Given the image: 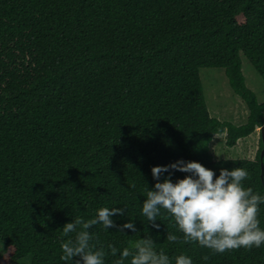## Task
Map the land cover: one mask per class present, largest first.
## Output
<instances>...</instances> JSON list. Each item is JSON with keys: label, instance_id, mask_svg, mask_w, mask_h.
I'll list each match as a JSON object with an SVG mask.
<instances>
[{"label": "trees", "instance_id": "trees-1", "mask_svg": "<svg viewBox=\"0 0 264 264\" xmlns=\"http://www.w3.org/2000/svg\"><path fill=\"white\" fill-rule=\"evenodd\" d=\"M240 53L264 82V0H0L1 264H76L61 259L62 242L76 235L62 228L103 207L126 208L112 219L136 228L90 230L104 264L120 260L109 245L122 251L146 237L171 264L181 254L193 264H264V245L216 254L184 243L165 210L159 230L142 214L147 189L190 175L157 181L151 169L180 160L216 177L246 169L244 187L264 195L261 136L253 160L210 152L224 129L228 147L264 131V102L245 85ZM200 68L224 70L248 109L245 123L210 116ZM258 219L264 229V204Z\"/></svg>", "mask_w": 264, "mask_h": 264}, {"label": "clouds", "instance_id": "clouds-1", "mask_svg": "<svg viewBox=\"0 0 264 264\" xmlns=\"http://www.w3.org/2000/svg\"><path fill=\"white\" fill-rule=\"evenodd\" d=\"M217 132L216 136L226 135ZM179 171L189 173L175 183L171 175L154 185V190L147 189V199L142 206V214L153 228L159 230L156 223L161 210H165L175 221L183 234L184 243H198L216 254L240 248H259L264 245V229L260 227L258 219L260 205L264 204V195L256 193L251 187L245 188L243 181L249 178L246 169L235 168L231 171L221 169L216 177L214 171L205 168L198 162L183 160L166 167L151 169L154 180L159 181L164 173ZM126 208L103 207L98 210L96 218L84 220L76 218L62 228L65 236L75 233V238L62 242V260L69 261L76 257L80 259L76 264H104L105 250H94L91 244L93 236L91 229L102 224L105 230L118 228L136 231L132 222L117 226L112 217L123 216ZM177 235L167 233L168 242H177ZM112 256L119 252L120 260L116 264H124L131 257V264H171L169 256L163 250L157 252L155 243L150 237L137 240L130 248L118 250L108 246ZM203 259L206 261L207 256ZM175 264H193L190 257L179 255Z\"/></svg>", "mask_w": 264, "mask_h": 264}, {"label": "rangeland", "instance_id": "rangeland-1", "mask_svg": "<svg viewBox=\"0 0 264 264\" xmlns=\"http://www.w3.org/2000/svg\"><path fill=\"white\" fill-rule=\"evenodd\" d=\"M241 71L246 87L252 91L258 102H264V82L254 70L248 59L239 54ZM199 77L202 94L210 116L235 125L246 122L248 109L241 98L235 95L228 84L224 70L221 68H200ZM261 136L260 127L254 133L241 138L237 143L228 147L225 135L213 136L210 142V152L214 160L221 159H254L259 148ZM3 258V246L0 243V264ZM30 259H22L17 264H29Z\"/></svg>", "mask_w": 264, "mask_h": 264}, {"label": "water", "instance_id": "water-1", "mask_svg": "<svg viewBox=\"0 0 264 264\" xmlns=\"http://www.w3.org/2000/svg\"><path fill=\"white\" fill-rule=\"evenodd\" d=\"M260 130H261V137H262V142L264 144V131H263V127H260ZM264 156V146L260 152V158H262ZM261 178H263L264 176V165L263 163H261Z\"/></svg>", "mask_w": 264, "mask_h": 264}]
</instances>
